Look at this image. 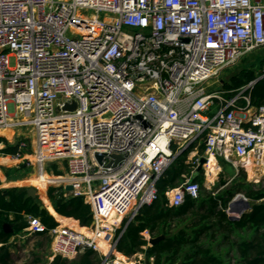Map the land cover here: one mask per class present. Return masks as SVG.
<instances>
[{
  "label": "built area",
  "instance_id": "2783aa9c",
  "mask_svg": "<svg viewBox=\"0 0 264 264\" xmlns=\"http://www.w3.org/2000/svg\"><path fill=\"white\" fill-rule=\"evenodd\" d=\"M261 49L264 0H0V137L20 134L8 144L18 153H4L2 142L0 159L37 175L49 162L65 164L53 184L92 212L89 228L49 232L51 258L93 250L101 264H127L116 252L120 238L188 151L194 172L204 158L209 176L221 159L263 180L264 105L251 103L257 80L230 97L217 85ZM200 196L193 178L166 192L170 207ZM26 222L17 239L46 232L38 217ZM134 258L146 264L145 254Z\"/></svg>",
  "mask_w": 264,
  "mask_h": 264
},
{
  "label": "trees",
  "instance_id": "16d2710c",
  "mask_svg": "<svg viewBox=\"0 0 264 264\" xmlns=\"http://www.w3.org/2000/svg\"><path fill=\"white\" fill-rule=\"evenodd\" d=\"M255 80L254 73L243 71L225 82L224 89L227 92L239 90ZM251 103L264 105V80L252 88ZM2 142L5 141L0 137ZM204 149L203 145L200 152L203 153ZM3 152L16 155L18 147L10 145ZM186 157L187 153L179 155L161 176L157 183L158 198L152 205L144 207L127 226L116 252L128 259L145 254L150 239L163 236V240L150 248L151 264H264V183L252 186L246 183L244 174L241 183L234 181L229 188L217 194L201 188L198 199L186 197L182 205L170 207L166 192L180 187L189 178L197 183L203 180L202 172L192 174V168L185 163ZM40 176L45 177L47 184L37 176L29 179L28 183L40 190L48 210H42L41 201L31 198L25 188L0 189V243L3 244L0 264L17 262L10 256L12 245L9 242L27 227V216L38 217L42 221L46 232L37 236L48 240L49 232L62 223L73 224L79 229L92 226L91 207L83 197L65 198L63 188L52 187L47 193L48 200L43 194L47 187L60 183L63 178L48 173ZM240 194L249 200L251 210L239 219H232L227 210L236 195ZM5 225L11 226L12 231L6 232ZM39 262L36 258L23 264ZM51 264H101V258L97 252L87 250L72 260L58 256Z\"/></svg>",
  "mask_w": 264,
  "mask_h": 264
},
{
  "label": "rangeland",
  "instance_id": "374dc122",
  "mask_svg": "<svg viewBox=\"0 0 264 264\" xmlns=\"http://www.w3.org/2000/svg\"><path fill=\"white\" fill-rule=\"evenodd\" d=\"M251 62H253L252 59L245 62V64H247L249 66L251 64ZM247 65H245L244 67H246ZM244 67L236 69L235 71H233V70L230 71L229 69L226 70L225 71L226 75L224 77V80L225 81L229 80L231 76L238 75L242 70L245 69ZM217 85H218V87H220L221 83H219ZM25 134L30 135V132L27 131ZM17 135H20V134H16V133L12 134L11 133V135L9 137H7V136L2 137L5 141L3 143V145H5V147L9 146L8 144L12 143L13 140L17 139ZM202 146L203 145L200 144L198 147L199 155H202V153L200 152ZM190 152L191 151L186 152L187 157H186L185 163H187V165H190V167L192 168V174H193L194 165L197 162L196 161L197 158L193 157L191 160L190 159V155H191ZM27 153L33 154L32 146H30L28 148ZM22 167H24L22 164H18V163L7 164L5 162H1V159H0V177H1L0 183H1V185L4 186L3 180H4V178H6L7 183H9L13 179L16 180V182H19L20 184L18 187H20V186L35 187L39 191V195H38L37 199H39L41 201V203L46 205L44 200H43V195L40 192V190L36 186L28 183V181H29L28 177H26V179L23 180L24 177L22 176V174H23V172H22L23 168ZM54 167H56V168H54ZM65 167H66L65 164L52 165V167L48 168L47 172L50 174V176L54 175L55 177H57V176L65 177L66 176ZM219 167L221 168V170L218 173ZM25 170H26V168H25ZM209 170H210L209 176L206 174V172L201 171L203 180H202V182L199 181V183L201 184L202 190L204 189L206 192H211L214 194H217L219 191H222L225 188H229L234 183V181H238L239 183H241L240 180L242 179V176L244 174H246V183H249L252 186L257 187V186H260L261 184L264 183V179L260 180V182H254L253 180H251L249 178L248 174L245 172H240L239 174H236L232 164L230 162H227V161H224L221 159L219 160V163L213 164ZM56 173H58V174H56ZM37 177H42V176L37 175ZM43 179H44V182L46 183L45 178H43ZM21 182L23 184H21ZM7 183H5V184H7ZM52 187L53 188H59V186H57V184H53V185L48 186L47 189L45 190V192L43 193L45 195V197L48 193V190ZM235 198L236 199H243L244 197H243V195L240 194V195H236ZM47 210H48V208H47ZM82 228L83 227H81V229ZM81 231L85 232L84 230H81ZM17 240H18V242L16 243L17 245L14 244L13 248L14 249H20V251H19L20 253L17 255V259H19L21 261L20 264H23L26 261H33L37 258V256L40 253H42V251H44L45 249H51V238H50V240H48L46 237L34 236L32 238L25 239V240L20 239V238H18ZM36 252H37V254H36ZM136 260L137 259L133 257V258H130V260L128 262L134 263Z\"/></svg>",
  "mask_w": 264,
  "mask_h": 264
},
{
  "label": "crops",
  "instance_id": "0c3cea01",
  "mask_svg": "<svg viewBox=\"0 0 264 264\" xmlns=\"http://www.w3.org/2000/svg\"><path fill=\"white\" fill-rule=\"evenodd\" d=\"M253 60V62H251V64L248 66L247 64H245V62H247L248 60ZM245 65H247L246 67H244ZM242 67H244L245 69L244 70H242L240 73H242L243 71H248V72H252V73H254L255 74V76H256V80H257V83L258 82H260V81H262V80H264V49H261V50H259V51H257V52H255V53H253V54H250L249 56H247L245 59H243L238 65H236L235 67H233V68H231V69H229L230 71L231 70H233V71H235L236 69H239V68H242ZM239 73V74H240ZM225 75H226V73L224 72L223 74H222V77H221V86H220V90H223V91H225V89H224V83L225 82H227V81H230V79L233 77V76H231L230 77V79L229 80H224V77H225ZM235 76V75H234ZM227 92V91H226ZM228 93V92H227ZM231 96V94L230 93H228L227 94V97H230ZM56 164V163H55ZM57 165V164H56ZM52 167V166H51ZM30 170H28V169H26L25 170V167H23V170H22V172H23V174H22V176L24 177L23 178V180L24 179H26V177H27V174H28V172H29ZM49 174V173H48ZM40 176V175H39ZM1 178V177H0ZM42 178H45V177H43L42 176ZM7 179L6 178H4V180H3V182H4V186H2L1 185V183H0V189H9V188H14V187H17V188H25V189H27V187H24V186H20V187H18L19 186V182H16V180H11L9 183H7V181H6ZM18 181V180H17ZM21 181V180H20ZM5 183H7V184H5ZM21 184H23L22 182H21ZM49 185V184H48ZM46 198L48 199V196L46 195ZM49 200V199H48ZM50 202V201H49ZM51 204V203H50ZM251 205V204H250ZM46 206V205H45ZM52 206V205H51ZM46 208H47V206H46ZM251 210V207H250V209L248 210V211H250ZM63 224V223H62ZM63 225H69V226H71V225H73V224H63ZM77 228H79V227H77ZM10 229H11V231H12V228H11V226H10ZM20 234H22V233H20ZM20 234H17V235H20ZM17 235H15V236H13L12 238H11V240H10V242H9V245H12V246H14V244H16L17 242H18V240H17V238H16V236ZM15 237V238H14ZM12 241V242H11ZM0 245H2L3 246V244H1L0 243ZM17 245V244H16ZM1 246V247H2ZM10 247L11 249H9V252H10V256L12 257V259L14 258L15 259V261H17V262H15V264H20V260L19 259H17V255L20 253L19 251H20V249H14L13 247ZM0 247V248H1ZM43 250V249H42ZM51 251V249H45L44 251H42V253H40L38 256H37V258L41 261V262H39V264H51L52 262H53V260L54 259H52L51 258V256H50V252ZM38 252V251H37ZM37 252H36V254H37Z\"/></svg>",
  "mask_w": 264,
  "mask_h": 264
},
{
  "label": "water",
  "instance_id": "95a60500",
  "mask_svg": "<svg viewBox=\"0 0 264 264\" xmlns=\"http://www.w3.org/2000/svg\"><path fill=\"white\" fill-rule=\"evenodd\" d=\"M76 108V104H68L65 106V109L66 110H74ZM99 158H101L100 156H98ZM117 159H119L118 157H116ZM206 163V160L204 158L201 159L200 161V166L198 168V172H201L203 170L202 166L203 164ZM52 164H55V162H50V163H47L46 164V167L49 168L52 166ZM37 176V169L34 167L32 168L28 174H27V177L28 179H31V178H34ZM66 191H72L73 190V187L72 186H66L65 187ZM27 193L28 195L33 198V199H36L39 195V191L35 188V187H31V186H28L27 187ZM40 205V208L43 210V209H46V206L42 203V204H39ZM251 205H250V202L247 200V199H234L231 203H230V206H229V210H230V216L232 219H239V217L244 214L245 212H247L249 209H250ZM5 231L6 232H10L11 229H10V226L9 225H5ZM164 237L161 236V237H158V238H154V239H150L149 241V248L147 249V252L145 253V261H146V264H151L150 263V258H149V251H150V248L153 247L154 245L158 244L161 240H163Z\"/></svg>",
  "mask_w": 264,
  "mask_h": 264
},
{
  "label": "bare ground",
  "instance_id": "6f19581e",
  "mask_svg": "<svg viewBox=\"0 0 264 264\" xmlns=\"http://www.w3.org/2000/svg\"><path fill=\"white\" fill-rule=\"evenodd\" d=\"M13 134V130L12 129H8L4 134L6 135V136H8V135H10V134ZM1 162H5V163H7V164H13V163H15V162H13V161H11L10 159H4V160H1ZM57 164V163H56ZM213 164H217V161L216 160H212V162H211V164H210V168H211V166L213 165ZM220 170V169H219ZM121 258H123V257H121ZM127 264H134V263H130V262H128Z\"/></svg>",
  "mask_w": 264,
  "mask_h": 264
}]
</instances>
